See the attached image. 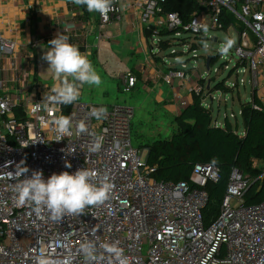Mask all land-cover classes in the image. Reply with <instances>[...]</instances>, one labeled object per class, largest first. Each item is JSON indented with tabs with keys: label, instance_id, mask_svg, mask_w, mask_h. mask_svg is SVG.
<instances>
[{
	"label": "built area",
	"instance_id": "obj_1",
	"mask_svg": "<svg viewBox=\"0 0 264 264\" xmlns=\"http://www.w3.org/2000/svg\"><path fill=\"white\" fill-rule=\"evenodd\" d=\"M193 1L197 8L187 22L177 13L164 12L165 0H114L107 18L92 13L101 30L119 24L126 13L136 16L152 42L168 31L189 54L199 43L214 39L208 34L233 28L238 36L233 69L236 76L248 73V84L258 87L264 77V0ZM229 17L236 19L235 26H225ZM194 21L207 25L206 36ZM1 29L0 22V264H39L40 258L49 264H119L105 250L107 244L122 250L126 264H264V202L244 205L249 179L232 171L219 214L207 224L202 210L207 184L219 179L215 166H195L189 184L154 180L155 168L146 164L147 149L132 146L133 112L126 105H112L99 118L91 111L101 107L80 100L69 105L47 102V110L33 111L51 90L26 80L28 69L19 59L18 46ZM155 45L149 55L157 58L159 41ZM182 67L167 66L156 77L163 85L179 86ZM137 84L136 74L126 71L119 90L128 94ZM173 101L178 112L189 104L179 93ZM60 116L70 119L68 134L56 130L53 121ZM96 144L100 147L93 150ZM21 161L28 168L26 177L42 171L45 180L53 173L94 170L98 182L112 185L110 197L80 216L53 220L46 209L38 215L31 204L17 203L13 186L19 182L15 172ZM85 243L93 245L95 260L86 259Z\"/></svg>",
	"mask_w": 264,
	"mask_h": 264
},
{
	"label": "trees",
	"instance_id": "obj_2",
	"mask_svg": "<svg viewBox=\"0 0 264 264\" xmlns=\"http://www.w3.org/2000/svg\"><path fill=\"white\" fill-rule=\"evenodd\" d=\"M196 6L193 0H165L162 8L166 13L179 14L187 22ZM225 23L229 27L235 26L237 21L229 17ZM143 33L147 39L148 33ZM168 35H171L168 31L160 33V37L167 39L159 40L160 48L171 39ZM221 89L226 88L217 84L215 91ZM204 99L200 92H192L189 104L174 119L176 132L171 138L154 141L140 149H147L146 164L155 168L152 177L157 182L189 184L195 166L212 165L218 169V181L209 182L205 189L207 202L202 215L208 224L219 214L233 170L249 179L243 194L244 205L264 202V103L253 94L250 102L241 104L244 130L240 135L227 118L224 126L219 127L212 112L203 105Z\"/></svg>",
	"mask_w": 264,
	"mask_h": 264
},
{
	"label": "crops",
	"instance_id": "obj_3",
	"mask_svg": "<svg viewBox=\"0 0 264 264\" xmlns=\"http://www.w3.org/2000/svg\"><path fill=\"white\" fill-rule=\"evenodd\" d=\"M29 6H33V10H30ZM0 22L4 37L18 46L19 59L22 64L27 66L26 80L32 82L37 79L40 84L50 90L57 82L52 71L48 69V62L42 59L43 54L40 50H48L50 48L48 42L58 34L67 35L69 43L77 45L80 51L94 62L98 60L100 53H105L109 49L111 50L112 47H117L122 38L131 40L134 37L135 43L133 44L131 41L126 52L123 51L121 55L115 53V61L117 66L125 65L123 63L125 61L127 65L125 72L132 71L136 74L138 78L136 86L138 91L136 93L144 95L141 108L145 106L146 110L153 111L155 118L164 121V123H170L178 115L176 104L172 99L177 91L190 102L191 93L199 92L201 89L197 86L190 88V85L184 83L183 87H177L178 82H175L173 87H169L161 84L160 79L157 86L154 85L157 82L156 74L160 72L162 67L159 63L148 65L150 55L146 51H143L145 53L143 61L138 60L134 64H131L129 59L124 58L125 55H134L132 52H135L138 41L143 45L146 40L144 33L140 30L136 16L133 17L126 13L119 24H111L101 30L98 27L95 15L88 12L86 7L75 5L72 0H0ZM31 44H35V46ZM42 71H47V73H41ZM123 73L118 78V91H120L119 79ZM139 74L143 78L140 81ZM151 78H153V81H151ZM145 79L153 82L151 84L152 88H147L144 85ZM260 82V88L256 91V96L264 102V86H262L264 85V77H261ZM78 100L89 104L82 100V88ZM110 106L112 105L97 107L108 108ZM126 106L134 113L131 105ZM242 134L243 131L240 132V135Z\"/></svg>",
	"mask_w": 264,
	"mask_h": 264
},
{
	"label": "rangeland",
	"instance_id": "obj_4",
	"mask_svg": "<svg viewBox=\"0 0 264 264\" xmlns=\"http://www.w3.org/2000/svg\"><path fill=\"white\" fill-rule=\"evenodd\" d=\"M208 35L214 38L212 40H207L209 44L208 52L206 53L204 51L203 42H201L198 47L194 48L196 49L194 54H189V51L186 52V49L178 41L173 39L174 37L172 34L170 36L168 35L171 39L160 48V56L157 58L150 56L148 65L159 63L162 67L160 72L166 71L167 66L180 68L181 65H184L185 67H182L184 80L179 86L183 87L184 83L190 85V88H193V86L201 88L202 90L199 92L203 98H205L203 101L205 106L212 112L214 119H217L215 123L219 124V127H223L225 118H227L232 129L240 134V132L244 130L240 114L241 104L251 101L253 94H256V91L260 88L261 82H259L258 87H253L252 84H248L250 79L248 73L242 72L236 76L238 71L233 69L236 63L234 47L237 44L238 36L233 28H230L228 31H218ZM185 37L186 36H183V38ZM226 37L233 39L235 44L227 56H221L218 53V48L225 41ZM215 39L217 40L216 42L214 41ZM129 40L130 39L126 40L122 38L117 47H112L111 50L109 49L105 53H100L96 62L89 59L96 72L100 75L102 82L99 86L85 84L82 87V100L89 104H94L95 106L131 105L134 111L131 125V141L132 146L139 149L141 146L151 144L156 140H169L176 132V123L174 120L170 123L159 121L155 118L153 111L146 110L147 108H145V106L141 108L142 97L144 95L137 94L136 92L138 89L135 88L128 94L118 91L117 85L119 75L125 72L127 65L126 62L123 61L125 65L117 66L115 53L121 55L123 51L126 52L130 42L132 41L133 44L135 43L134 37L133 39L131 38L130 41ZM159 40L167 39H165V37H156L154 42H152L149 37L144 41L143 45L138 41V45L135 46V52H132L134 55H125L124 58L129 59L131 64L136 63L138 60L143 61L145 58V53L143 51L149 53L151 47L156 49L155 42ZM187 41L190 42L191 40L187 39ZM48 50L41 49L40 51L44 54V52ZM177 51L180 53H177ZM173 52L175 53L172 54ZM208 57H210L209 70L206 69ZM212 57L213 59H211ZM176 58L177 60L174 61L173 59ZM144 69L147 70L146 67H144ZM41 73L46 74L47 71H42ZM141 76L142 75L139 74V81L143 79ZM159 79H161V77L156 78L157 82L154 85L157 86L158 81H160ZM35 80L37 79H34V81ZM241 80H244L245 86L237 87V83ZM151 81H153V78H151ZM152 83L153 82H150L148 79H145L144 85L147 88H152ZM161 84L163 83L161 82ZM217 84H223L226 89L215 91ZM177 93L179 92L177 91Z\"/></svg>",
	"mask_w": 264,
	"mask_h": 264
},
{
	"label": "clouds",
	"instance_id": "obj_5",
	"mask_svg": "<svg viewBox=\"0 0 264 264\" xmlns=\"http://www.w3.org/2000/svg\"><path fill=\"white\" fill-rule=\"evenodd\" d=\"M77 6L86 7L87 11L99 13L107 18L108 13L113 10L114 0H72ZM198 28H202L205 36L209 29L203 21H194ZM50 48L44 52L42 59L47 61L49 68L56 80L51 89V95H44L41 102L35 103L33 111L47 110L48 103L69 105L76 102L80 97V89L85 85L99 86L101 77L96 72L88 57L82 53L77 45L69 43V37L65 34H58L48 42ZM235 41L226 37L219 46L218 53L227 56L233 48ZM203 49L207 53L209 44L205 40ZM106 108H93L91 115L99 118L106 115ZM53 123L60 134H68L71 126L70 119L65 116L56 118ZM85 125H79V131H85ZM27 145H25L26 147ZM100 147L95 145L93 150ZM23 161L18 165L15 177L19 180L13 186L17 194V203H26L33 206V210L39 215L46 209L51 219L61 220L64 216H80L85 209L103 205L110 197L112 185L106 181H99L98 173L94 170L81 168L70 173L63 171L59 174L53 173L47 180L43 178L42 171H33L30 177H26L28 168L22 166ZM66 167H71L67 164ZM11 175V173H10ZM23 179H19L20 177ZM105 250L114 254L119 264H126L122 258V250L115 244H107ZM82 250L89 261L95 260L94 247L91 243L82 245ZM39 264H49V261L40 258Z\"/></svg>",
	"mask_w": 264,
	"mask_h": 264
},
{
	"label": "water",
	"instance_id": "obj_6",
	"mask_svg": "<svg viewBox=\"0 0 264 264\" xmlns=\"http://www.w3.org/2000/svg\"><path fill=\"white\" fill-rule=\"evenodd\" d=\"M209 61H210V57L207 58V64H206V69L209 70L210 67H209Z\"/></svg>",
	"mask_w": 264,
	"mask_h": 264
}]
</instances>
